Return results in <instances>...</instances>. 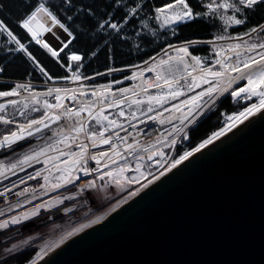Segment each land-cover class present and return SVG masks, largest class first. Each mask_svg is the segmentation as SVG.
<instances>
[{"label": "snow or ice", "instance_id": "obj_1", "mask_svg": "<svg viewBox=\"0 0 264 264\" xmlns=\"http://www.w3.org/2000/svg\"><path fill=\"white\" fill-rule=\"evenodd\" d=\"M197 5H199L202 11L195 10L190 3V0H164L159 6H152V12L154 15L148 16L147 19L142 18V14L148 6L147 0H101V3L98 5H82L76 8L75 11L77 14L84 13L88 18V23L92 26L95 33H103V43L110 48V37L114 36L116 39L125 41L131 39L130 36L125 34L124 30L126 27L134 29L136 37H141L144 34L143 30H147L153 37H156L157 29L150 27L148 23L149 19L156 21L159 24L160 29H170L172 35L177 34L176 25L189 23L203 18H219V20L223 21V23L229 27L243 26L248 23L250 14H254L258 10L264 9V0H197ZM26 6L28 7V11L18 21L19 27L25 30L36 44L45 49L61 67H65L67 71L72 73L70 77L72 81L93 79L94 77H84L79 72V69L83 67L82 61L85 60V56L78 54L69 48V45L73 43V40H75L76 37L74 36L73 31L70 30L69 26H66V24L58 17L57 12L53 10L56 5L49 3V0H44V2L36 0L35 3L26 0ZM72 6L73 0H62L59 9L63 10L64 8ZM66 19L71 21L73 16L69 15ZM54 28L62 29L63 32L67 34V37L70 38L67 40H61V46L58 48L50 46L48 42L41 39L45 33L56 35L55 32H53ZM225 31H227V29H225ZM5 33L7 37L10 38L9 43H14L16 45L15 48L7 49L9 53H24L28 60L34 64L35 68L38 69L43 76L47 77L48 80H53V77L49 75V72L37 57L21 42L20 39L17 38L5 21L0 19V34ZM253 35L256 36L257 42L250 43L249 40L245 39V37L250 38ZM56 38L58 40L60 39L59 36ZM222 40H236L242 41V43H229L226 47L216 48V41ZM200 44L212 45L216 56L219 57L212 62L211 66H205V61L211 59L210 57L202 59L189 51L190 47H196ZM135 47L140 49L141 44L137 41L135 42ZM66 49L67 51H65ZM170 49L175 55L170 54ZM62 53L63 56L61 55ZM227 53H231V55H228ZM96 54L95 51L91 53L92 56H96ZM233 56L235 59H233ZM164 57L167 58L165 59ZM144 64L148 65L144 71L155 72V81L151 84L145 82L147 87L143 88V91L147 93L148 88H156L160 90L159 93L156 95H148L146 100H133L130 96H124V94L130 92L131 89L126 87L120 88L119 92L123 99L113 101L107 106L120 107L124 103V99L130 101L129 107H131V104L133 103L137 106L147 103L148 107L146 110L140 111V116L146 117L147 120L153 122H159L161 125H164L165 123L173 125L171 128L167 129V135L160 133L162 139L157 138L156 143L143 148V151L148 153V161H153L156 156L159 157V159H155L158 171H142L145 165L139 163V161L144 160V156H136V166L135 168H130L127 163V157L119 151V147L123 145L124 152L129 154L138 151V149L133 144L127 143V135L120 136L119 132H114L115 139L118 140L120 144L113 142V136L105 135L107 132L114 131L115 129H121L123 131H127V129H125L124 125L117 120H109L107 116H104L103 107L95 112L87 104L78 109L67 108L64 105L63 100L69 98L76 101L77 95L75 89L49 88L43 95L50 96L52 93H56V102L49 103L45 100L44 107L48 111H45L41 118L30 119L24 124H16L15 131L9 132L0 139V148L5 146L11 147L12 144L25 139L26 134L27 136H33L36 133L43 132L44 129H49L51 124L57 123L62 117L69 120L76 118L75 123L68 128L67 134H65L62 128L60 132L57 133L60 136V139L55 141L54 144L45 145L39 151L26 154L20 161V164L30 163L33 160L39 163V157L41 155H46L50 148L54 149L55 144H63L65 148L69 150L66 152L61 150L60 155L68 157L64 163L69 164L70 166L68 168H61L59 164L55 165L57 171L61 173L56 177V180L63 181V183L58 182L53 184V189H59L68 184H75L77 180L81 179V176L76 174L77 172L83 173L84 176H93L95 174L96 179H99L100 181H104L105 177L109 178L106 183L101 185H97L95 179L87 181L85 188L88 189L98 188L104 190L112 182L121 185L122 179L126 180L130 186L133 184L139 185V187H136L133 190H124L127 192V195L116 200L115 204L110 208V211H115L116 208H119L128 199L137 196L143 189L148 188L149 185L160 180L161 177L189 160L190 157L201 152L203 149L219 140L222 136L226 135L227 132L232 130L237 122L242 123L243 120L247 119L250 115H255L258 112L264 111V23H258L248 28L243 33L235 36H226L222 34L216 36L214 40H188L179 46L169 43L166 47L157 52L155 56H151L149 60H145ZM217 65L219 66L218 69H216ZM164 66H167V74H164L161 71H156V69L163 68ZM121 71H124V69L109 68L107 74ZM144 71L136 73L135 76L143 77ZM3 72L4 68L0 67V73ZM193 73H196V75H193ZM96 75H105V73H97ZM133 78L134 76H125L122 80L117 79L113 83L122 84L124 80H131ZM238 81H246V84L242 87L231 90L230 95L233 97L234 101L240 100L241 97H244L247 100L256 97L258 98V103H253L251 106L246 107L243 111L235 115H228L224 127L213 132L207 139L202 140L191 150L183 151L178 157L166 156L162 149H156L157 143L168 148H174L181 135L184 140H188L189 135L186 129L195 125L199 118L205 114V111L211 110L218 99V92L221 95L224 92H228L229 89H231L233 82ZM204 85H208V87H203ZM111 87L112 84H109L100 89L101 97L106 98V94L114 95V93H110ZM29 88H31L30 84H16L15 87L9 91H0V98L19 96L20 93L18 89L28 90ZM196 89L202 90L197 91L195 95H188L189 92H193ZM62 92L63 95H61ZM69 92L72 93L71 96L68 95ZM30 95L33 96V103H37L38 101L35 99L36 94L30 93ZM79 95H87V93L81 90ZM92 95L96 96L97 92L93 91ZM133 95H138V93L133 92ZM181 97L186 98L181 99ZM170 101L179 102L173 103L171 107H165ZM77 102L79 103V101ZM18 103L19 101L15 99L8 101V104H11L13 107ZM153 103H155L157 107H153ZM6 107V104H0V113L5 112ZM24 108L27 110L28 105L25 104ZM157 108L159 110H157ZM61 109H63V111H60ZM32 111H39V109L33 108ZM85 111H87L89 121L95 120L97 124L101 125V131L86 130L85 121L80 118L81 113ZM165 112L169 113L167 117L164 116ZM149 113L155 114L149 115ZM177 113L178 115H176ZM20 115L23 116L24 112L21 111ZM118 115L128 119L132 128L136 127V124L131 122L132 120H139L140 123H145V120H140V116H138L135 111L132 112L130 119L125 116L123 110H121ZM175 120H178L179 123L174 124ZM103 121H107L106 126L103 124ZM13 123H15L13 120L6 118L4 115H0V124L10 125ZM81 134H83V137L90 143H86L85 139L81 138ZM168 137H172V139L169 140ZM76 141H79V143H76ZM73 144L79 149L78 152L71 150ZM101 145H109L112 154L109 155L108 151H104L98 155H88L90 147L96 148ZM114 157L123 159L124 163L120 164L119 160ZM54 159H58V157ZM88 160L94 161L96 167L89 168L87 166ZM112 164H116L118 167L113 169L111 168ZM165 165L167 166L165 167ZM17 167L18 165L13 163L7 171L14 170ZM150 167L151 165H149V168ZM105 169L109 170L105 171ZM127 171H133L137 173V175L125 177L123 174ZM38 176H40L39 171H37L35 175H30L28 179H36ZM0 177L7 178L5 170L0 169ZM142 178L146 181L145 183L141 182ZM43 179L45 183H48V176H44ZM41 187H43V185ZM76 187L78 193H73L71 196H65L63 199L58 196L55 198L56 203L62 204L64 200L76 199V196L85 190L84 188H80L79 185H76ZM11 191V187L4 191H0V196L6 197V193ZM24 192H27V189H25ZM24 192L16 193V195L22 196L24 195ZM112 199H115V197H112ZM26 203H31V201H27ZM22 206L23 205H10V210ZM47 206H49L47 203H41L35 206L31 212H24L21 215L0 219V230L8 229L13 225H19L23 221H27L31 217L39 215V210L41 208H46ZM64 211L67 213L71 212L72 209L66 208ZM4 215L5 211L0 210V217H3ZM103 219V216H97L88 223H82L78 227H74L71 231L67 232L60 238L59 243H63L74 234L80 233L91 225L100 223ZM25 243H27V241H25ZM16 247L17 245L13 244L11 248H6L5 251L11 253ZM47 248L48 245L45 244V246L39 250L36 257L29 261L28 264H39V261L44 259L47 255Z\"/></svg>", "mask_w": 264, "mask_h": 264}, {"label": "water", "instance_id": "obj_2", "mask_svg": "<svg viewBox=\"0 0 264 264\" xmlns=\"http://www.w3.org/2000/svg\"><path fill=\"white\" fill-rule=\"evenodd\" d=\"M103 217L39 264H264V111Z\"/></svg>", "mask_w": 264, "mask_h": 264}, {"label": "trees", "instance_id": "obj_3", "mask_svg": "<svg viewBox=\"0 0 264 264\" xmlns=\"http://www.w3.org/2000/svg\"><path fill=\"white\" fill-rule=\"evenodd\" d=\"M31 3H35L36 0H30ZM44 2V0H41ZM164 0H147V7L142 14V18L147 19L148 16L154 15L152 12V6H159ZM49 3L56 5L53 8L57 12L58 17L62 22L69 26L76 37L73 43L69 45V48L85 56L83 63V76L90 77L97 73H104L109 68H123L143 63L145 60H149L151 56H155L162 48L167 44H180L188 40H211L215 39L218 35H231L235 36L247 30L248 28L258 24L264 23V9L258 10L254 14H250L248 23L243 26H227L221 21L217 20V23L213 24L212 20L197 19L195 21L180 24L175 26L177 28V34L172 35L170 29H160L156 21L149 19L148 23L151 28L157 29V36L153 37L147 30H143L144 34L141 37L135 36V30L131 28H125V34L130 36L129 40L116 39L114 36L110 37L111 47L103 43V33H95L92 26L88 23V18L84 13L77 14L75 9L82 5H98L101 0H73V6L59 9V5L62 0H49ZM194 9L202 11L197 5V0H190ZM28 11L26 6V0H0V19L10 27L18 39L25 44L28 49L37 57V59L43 64L49 75L53 77V80H48L43 76L34 64L28 60L24 53L12 52L9 53L7 49L15 48L14 43H9L8 39L0 34V67L4 68V72L0 73V76L8 80H31V81H46V82H59L63 81L66 72L65 70L53 59L48 53H46L39 45L32 41L31 36L18 25V21ZM73 16L71 21L66 19L67 16ZM227 29V31H225ZM254 37V38H253ZM251 39L257 42V38L254 35ZM141 44V48L135 47V42ZM190 52L196 56L210 57L211 48L207 45H198L196 47H190ZM67 51V49L65 50ZM96 52V56H92V52ZM63 56V53L61 54ZM111 57V58H110ZM211 58V57H210ZM66 60V58H65ZM206 64H210L211 61H205ZM121 75H113L110 77H102L95 79L94 84L109 83L120 78ZM183 83V82H182ZM11 88L9 83H0V91H8ZM160 90L156 89L151 93H158ZM39 101L33 103L32 100L24 98L18 100L19 103L13 107L11 104H6L5 112L0 115L6 116V118L13 120V124H24L30 119L41 118L46 111L44 107V101L49 103L55 100L54 97L40 96ZM258 103V101L242 99L234 101L232 97L226 96L223 98L215 109L203 119L196 128L190 131L189 139L176 150V157L181 155L183 151L191 150L202 140L207 139L213 132L220 130L225 126L226 118L228 115H234L243 111L251 103ZM27 104L28 108L25 110L24 105ZM148 104L134 105L125 110V116L131 117L130 111L136 109H145ZM33 108H38L39 111H32ZM23 111L24 115L21 116L20 112ZM119 113V112H118ZM118 113L112 114L109 117L115 120H126L124 117L118 115ZM104 125H106L103 122ZM16 129V125H4L0 124V139L11 131ZM101 125L97 124L95 120H92L87 128V131H101ZM57 139H51L48 144H54ZM57 144H55L56 147ZM51 149V148H50ZM145 168L148 171H153L157 168L154 163L143 161ZM149 165L151 167L149 168ZM37 253V249L30 248L21 250L12 256H9L0 261V264H27L33 260Z\"/></svg>", "mask_w": 264, "mask_h": 264}, {"label": "rangeland", "instance_id": "obj_4", "mask_svg": "<svg viewBox=\"0 0 264 264\" xmlns=\"http://www.w3.org/2000/svg\"><path fill=\"white\" fill-rule=\"evenodd\" d=\"M205 19L212 20L213 24L217 23V20L221 21L219 20V18H205ZM221 22L223 23V21ZM157 25L160 28L158 23ZM252 39H247V40H249L250 43L255 42L252 41ZM201 41H206V40H201ZM200 45H207L211 48V51H213L212 45L209 44H200ZM220 47H223L222 43H218V45H216V48H220ZM158 93H153V94L151 93V94L156 95ZM28 99L33 101V98H28ZM35 99L39 101V98H35ZM252 99H254V101L256 102L258 101V98L256 97H253ZM252 104L253 102L251 103V105ZM153 107H157L155 103H153ZM45 110L47 111L46 108ZM143 110L145 109H139V111L138 109H136L134 111L137 114H140V111ZM134 111H130V113L128 114H130L131 116L132 112ZM108 119L111 120L110 117H108ZM117 121L119 122L122 120H117ZM103 122L107 125V121H103ZM12 125H16V124H12ZM53 125L54 124H51V126ZM45 130L47 129H44L43 132H45ZM43 132L36 133L35 135H33V137H35L34 142L29 143V145H31L30 147L28 146L25 150L22 151L21 154H18L12 159L7 160L3 165L0 166V169L6 171V177H7V178L0 177V191H4L9 187L12 188L11 192L6 193V197L0 196V210L5 211V215L3 217H0V219H6L11 216L21 215L24 212H31V210L35 206L41 203H47V205H49L46 208H41L39 210V215L31 217L30 219H28L27 221H23L19 225H13L10 226L8 229L0 230V247H4V249H6V248H11L13 244L17 245L16 249L13 252L11 253L6 252L4 255L0 256V261L24 249L35 248L37 249V253H38L39 250L45 246V244L48 245L47 253L50 252L58 244H60L59 243L60 238L63 235H65L67 232L71 231L74 227H78L82 223H87L92 218L96 217L100 213H103L111 206H113L116 200H119L123 196L127 195V192L124 191L125 189H128L130 191L136 187H139V185H135V184L130 186L126 182V184L124 183L125 186L122 190L118 191L117 193L116 192L114 193L113 190L111 189L112 186H107V188L104 190H100L98 188L88 189L85 188V184L80 185L76 181L75 184H68L64 187L54 190L52 187L53 184L58 182L63 183V181L56 180V177L59 176L61 173L57 171L55 165L59 164L61 168H68L70 166L69 164L64 163V161L67 159H64V156L60 155V151L58 147H55L54 149H49L46 155H41L39 157V161H40L39 163L33 160L30 163L20 164V161L23 159V157L26 154H31L33 152L39 151L41 148L47 145L48 141H50V139L48 138H39V136ZM57 157L58 159H54ZM13 163L17 164L18 167L15 168L14 170L7 171V169H9L11 164ZM153 163L156 165L155 162ZM37 171L40 172V176H38L36 179H28L29 175H35ZM156 171H158V166L155 170H153V172ZM44 176H48L49 178L48 183H45L43 179ZM141 182L145 183L146 181H144L142 178ZM96 184L101 185L103 184V181L101 182L98 179H96ZM42 185L43 187H41ZM76 185H79L80 188L85 189L82 193H79L76 196V199L64 200L62 204L56 203L55 198L58 196L61 199H63V197L65 196H71L73 193H78V189ZM25 189H27V192H24ZM28 191L31 192L29 193ZM21 192H24V195L22 196L16 195V193H21ZM112 197H115V199H112ZM27 201H31V203H26ZM10 205H23V206L16 207L10 210ZM58 208H63V211L66 208H71L72 211L67 212L69 213L67 221L66 220L59 221L60 220L59 219L58 221H56L59 223H55L54 225L52 224V220L48 216V213L57 210ZM25 241H27V243H25Z\"/></svg>", "mask_w": 264, "mask_h": 264}, {"label": "built area", "instance_id": "obj_5", "mask_svg": "<svg viewBox=\"0 0 264 264\" xmlns=\"http://www.w3.org/2000/svg\"><path fill=\"white\" fill-rule=\"evenodd\" d=\"M2 35H4L8 39V41L10 40V38L7 37L6 33L2 34ZM251 38L252 37H250V38L245 37V39H251ZM41 39L44 40V37L42 36ZM33 42L35 43V41H33ZM218 43H222V46L226 47L229 43H242V41H236V40L216 41V45H218ZM181 44H183V43L175 44V45L179 46ZM43 50L46 52L45 49H43ZM169 52H170V54L175 55V53L172 52L171 49L169 50ZM210 53H211L210 54L211 59H209V60L211 61V63L210 64L205 63V66H211L212 62L215 59L219 58L216 56L214 48H213V51H211ZM227 54L231 55V53H227ZM164 58L166 59L167 57H164ZM233 59H235L234 56H233ZM68 63H72V62H68ZM137 66H139V67H137ZM147 67H148V65L144 64V62H143V63L138 64V65L120 68V69H124V71H121V72L107 74L108 71H106V72H104L105 75H94V76H90V77H94L93 79H82L81 81H75V82L70 79L72 73L67 71L65 67H62V68L65 70L66 76H65L63 81H59V82H57V81L46 82V81H31V80H8V79H5V78L0 76V83H9L11 85V88L9 90H11L13 87H15L16 84H30L31 85V88H29L28 90L18 89V91L20 93L19 96L0 98V104H7L9 100H13V99L18 101V100H21L24 98H33V96L30 95V93L36 94L35 98H38L40 96H47V95H43V94L46 93L49 88H61V89L68 88V89H75L76 90L77 100L74 101V100H71L69 98H65L63 100V103L67 108L78 109L81 106L87 104L95 112V111H98L101 107H103L104 108L103 115L109 117L112 114L118 113L121 110H125V109L129 108L130 101L128 99H124V103L120 107H108L107 106L110 103H112L113 101L123 99L121 93L119 92L120 88L126 87V88L131 89V91L124 94V96H130V97H132L133 100H135V99L146 100L147 96L150 95L152 91L156 90V88H148L147 93L145 91H143V88L147 87V84H151L155 81V72L144 71V69H146ZM218 68H219V66L217 65L216 69H218ZM216 69H214V70H216ZM141 71H144L143 77L135 76L136 73H139ZM156 71H161L164 74H167V66H164L163 68H158V69H156ZM79 72L81 74H83L82 68L79 69ZM112 75H121V77L118 78L121 80L125 76H134V78L131 80H124V82L122 84H114L113 82L103 83V84H94L93 83V81L95 79L102 78V77H110ZM193 75H196V73H193ZM145 82H147V84ZM109 84H112V87L110 89V93H114V95L106 94V98L101 97L100 89L106 87ZM244 84H246V81L233 82L231 89H229L228 92H224L222 95L218 92L217 93L218 99L216 100V104L211 108V110L205 111V114L199 118V120L196 122L195 125H192L188 129H186V131L188 132V135L190 134L191 130L196 128L198 126V124L203 119H205L215 109V107L218 105V103L223 98H225L226 96L232 97L230 95V92L232 89L242 87ZM203 87H208V85H204ZM81 90L86 92L87 95H79V92ZM200 90H202V89H196L193 92H189L188 95L189 96L195 95L196 92L200 91ZM93 91L97 92L96 96L92 95ZM133 92L138 93V95L134 96ZM61 95H63V92L61 93ZM68 95L71 96L72 93L69 92ZM50 96L55 98L56 93H52V95H50ZM50 96H48V97H50ZM184 98H186V97H181V99H184ZM77 101H79V103ZM243 101H245V100H243ZM55 102L56 101L54 100L51 103H55ZM178 102L179 101H170L168 104L165 105V107H171V105L173 103H178ZM134 105H136V104H134V103L131 104V106H134ZM157 110H159V109L157 108ZM60 111H63V109H61ZM154 114L155 113H149V115H154ZM137 115L140 116V114H137ZM168 115H169V113H167V112L164 113L165 117H167ZM176 115H178V113ZM80 118L85 121L86 130H87L90 122L92 121V120L89 121L87 111L82 112ZM130 118L131 117H129V119ZM75 119L76 118L69 120L65 117H62L57 123H54L53 126H51L49 129L45 130V132H43L39 136V138H48L50 140L51 139H57V140L60 139V136L57 133H59L60 130L63 128L65 134H67L68 128L75 123ZM140 120H145V123H140L139 120H132L131 121L133 124H136L135 128H132L130 126L128 119L119 121L120 123H122L124 125V128L127 129V131H123L121 129H115L114 131H109L105 134L106 136L107 135L113 136L114 137L113 142L117 143V144H120V142L115 139L114 132H119L120 136L127 135L128 136L127 143L133 144L138 149V151H136L132 154H129L127 152H124V146L123 145H121L119 147V151H121L124 154V156L127 157V163L129 164L130 168H135L136 163H137L136 156H144L145 157L146 155H148V153H145L143 151L144 147H148L151 144L156 143L157 138L162 139V137H160V133H164L165 135H167V129H169L173 126V125L167 124V123H165L164 125H161L159 122H153L151 120H147L146 117H143V116H140ZM178 123H179L178 120L174 121V124H178ZM174 135H176V134H174ZM34 138L35 137L27 136V134H26L25 139L20 140L16 143L12 144L11 147L5 146L3 148H0V166L3 165L7 160L12 159L13 157H15L18 154H21L22 151L25 150L28 146L30 147L31 145H29V143H31V142L33 143ZM81 138L85 139L86 143H90L89 141H87L86 138L83 137V134H81ZM133 138H135V139H133ZM168 139L171 140L172 137H168ZM186 141L187 140H184L182 135H181V136H179L178 142L174 148H168V147H165V146L157 143L156 149H162L165 152L166 156L176 157L175 155H176L177 148L179 146H182ZM76 143H79V141H76ZM56 147H58L59 151L63 150L66 152L69 150V149L65 148V146L63 144H57ZM71 150L77 151V152L79 151V149L75 147V144H73ZM104 151H108L109 155L112 154L110 151L109 145H101V146L96 147V148L90 147L88 155L89 156L98 155L99 153L104 152ZM153 151H155V150H153ZM114 158L119 160L120 164L124 163L123 159H121L119 157H114ZM64 159H68V157L64 156ZM155 159H159V157L156 156ZM139 163L143 164V160L139 161ZM102 164H103V161H102ZM87 166L89 168H95L96 164L94 161L88 160ZM166 166L167 165H165V167ZM116 167H118V165H116V164L111 165V168H113V169ZM107 170H109V169H105V171H107ZM142 171L147 172L145 167L142 169ZM76 174L81 176V179L77 180L78 184H80V185L86 184L87 181H89L91 179L96 180L95 174L93 176H84L83 173H81V172H77ZM114 175H115V173H114ZM123 175L125 177H131L133 175H137V173H135L133 171H127ZM108 179L109 178L105 177L103 184L106 183L108 181ZM124 183L126 184V180L122 179L121 180L122 187H121V185H117L114 182L110 183L108 186H112L111 189L113 190V192L117 193L118 191H120L124 188V186H125Z\"/></svg>", "mask_w": 264, "mask_h": 264}, {"label": "bare ground", "instance_id": "obj_6", "mask_svg": "<svg viewBox=\"0 0 264 264\" xmlns=\"http://www.w3.org/2000/svg\"><path fill=\"white\" fill-rule=\"evenodd\" d=\"M238 124V123H237ZM29 193L31 192V191H28ZM111 208V207H110ZM110 208L109 209H107L106 211H104L103 213H100L99 215H97V216H103V215H105L107 212H109L110 211ZM69 213H64V211H63V208H58L57 210H54V211H52V212H50V213H48V216L51 218V220H52V224H54L55 225V223H59V222H56V221H58L59 219V221H62V220H68V215ZM96 216V217H97ZM96 217H94V218H92V219H95ZM70 219V218H69ZM91 219V220H92ZM88 222H90V220L88 221ZM87 222V223H88ZM57 225V224H56ZM57 228V227H56ZM6 253V251H5V249H4V247H0V256H2V255H4Z\"/></svg>", "mask_w": 264, "mask_h": 264}, {"label": "crops", "instance_id": "obj_7", "mask_svg": "<svg viewBox=\"0 0 264 264\" xmlns=\"http://www.w3.org/2000/svg\"><path fill=\"white\" fill-rule=\"evenodd\" d=\"M152 95V94H151ZM50 97H52V96H50ZM233 99V98H232ZM240 99H242V100H247L246 98H244V97H241ZM234 100V99H233ZM145 158H146V161H148L147 160V155L145 156ZM144 161V160H143ZM148 162H151V163H153V162H155V158H154V160L153 161H148Z\"/></svg>", "mask_w": 264, "mask_h": 264}]
</instances>
